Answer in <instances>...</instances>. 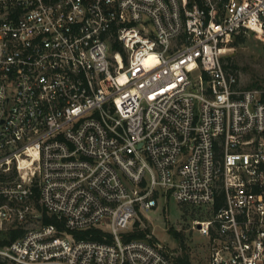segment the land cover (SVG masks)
I'll list each match as a JSON object with an SVG mask.
<instances>
[{"label": "built area", "instance_id": "2783aa9c", "mask_svg": "<svg viewBox=\"0 0 264 264\" xmlns=\"http://www.w3.org/2000/svg\"><path fill=\"white\" fill-rule=\"evenodd\" d=\"M237 35L264 43V0H0V232L23 229L0 258L173 264L124 238L172 199L210 210L207 264H264V81L223 65Z\"/></svg>", "mask_w": 264, "mask_h": 264}, {"label": "rangeland", "instance_id": "374dc122", "mask_svg": "<svg viewBox=\"0 0 264 264\" xmlns=\"http://www.w3.org/2000/svg\"><path fill=\"white\" fill-rule=\"evenodd\" d=\"M261 45L262 43L252 36H247L245 42L234 45L233 49L223 54V57L225 55L228 57V59L223 60V63L231 65L232 69L236 70L241 86L248 87V84L255 78H263L264 54ZM196 209L200 213L194 210L197 213L194 215L190 209L178 205L172 199H169V201L161 200L156 209L146 210L145 214L138 212L133 217L130 228L148 229V233L161 244L169 247L174 256L186 253L190 264H207V251L204 245L206 244V238L196 230L190 229L189 225L190 220L194 217L199 219L208 218L210 210L207 205ZM135 220L138 221L136 226L134 225ZM171 229L181 233L182 244L173 237L170 232ZM3 232H0V236Z\"/></svg>", "mask_w": 264, "mask_h": 264}, {"label": "trees", "instance_id": "16d2710c", "mask_svg": "<svg viewBox=\"0 0 264 264\" xmlns=\"http://www.w3.org/2000/svg\"><path fill=\"white\" fill-rule=\"evenodd\" d=\"M247 39L246 36H242V35H237L234 37L233 39V45H239L240 43L245 42ZM262 52L264 54V43H262ZM111 48L113 50H118L122 57H124V53L122 52V48L121 46L115 42L111 45ZM224 59H228L227 56L222 58ZM226 67H232L231 65H226L223 64ZM233 68V67H232ZM264 81V79H254L252 80L249 84L248 87H255V86H261L262 82ZM42 220L43 222L46 223H52L55 224L57 227H62V223L57 221L53 216H45L42 215ZM138 224V221H134V225L136 226ZM23 232L22 228H13V229H7L3 232V234L0 236V247L7 245L8 243H10L12 240L16 239L17 237H19L21 235V233ZM171 234L173 235L174 238H176L180 244H182V237H181V233L179 231H176L174 229L170 230ZM103 231L98 228V227H90V228H86L82 231H78L76 233H74V235L77 238H86L89 240H95V241H102V235H103ZM148 233V229H140L138 227H134L133 229H131L128 234H126V236H124V238H141L144 237V235ZM0 264H13L10 263L4 259L0 258ZM173 264H190L188 255L186 253H182L180 255L174 256L173 259Z\"/></svg>", "mask_w": 264, "mask_h": 264}]
</instances>
